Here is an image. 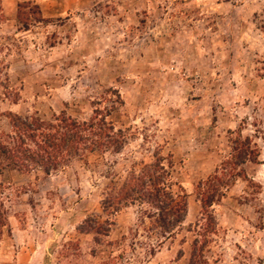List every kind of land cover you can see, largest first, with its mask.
Wrapping results in <instances>:
<instances>
[{
  "label": "rangeland",
  "instance_id": "rangeland-1",
  "mask_svg": "<svg viewBox=\"0 0 264 264\" xmlns=\"http://www.w3.org/2000/svg\"><path fill=\"white\" fill-rule=\"evenodd\" d=\"M26 3L40 14L19 21ZM0 113L4 134L8 113H63L122 138L48 176H0V264H188L206 226L197 185L221 176L238 137L258 159L213 205L205 264H264V0H0ZM158 159L187 203L166 240L147 205L102 208ZM87 218L109 225L101 245L77 232Z\"/></svg>",
  "mask_w": 264,
  "mask_h": 264
},
{
  "label": "trees",
  "instance_id": "trees-1",
  "mask_svg": "<svg viewBox=\"0 0 264 264\" xmlns=\"http://www.w3.org/2000/svg\"><path fill=\"white\" fill-rule=\"evenodd\" d=\"M18 7L19 21L27 13L23 12L25 8L31 7L36 10V14H40L38 7L31 3L19 4ZM96 114L100 115L99 112ZM6 116L11 130L6 134L0 132V176L9 171L19 174L42 173L48 176L79 160L87 162L92 155L103 154L104 151L119 153L122 148V138L117 137L121 132L114 133L113 126L102 117L98 122H80L63 113L53 115L47 121L35 114L20 116L8 113ZM251 143L248 137L235 138L232 141L231 156L222 166L221 176H210L197 185L201 216L206 221V226L199 234L201 241L194 240L192 243L188 264L206 263L204 251L209 244L207 235L214 234L216 224L211 212L213 205L225 197L235 177L240 176L246 182L250 181L242 174L240 166L256 163L258 159V153ZM169 177L159 159L142 169L139 174L131 171L124 184L113 189L114 193L104 199L103 212L111 210L116 213L122 206L126 207L125 204L136 201L145 204L152 210L146 213L151 229L166 240L183 222L187 209L184 196L171 190V184L167 181ZM5 222L1 202L0 227ZM76 230L80 234H93L95 243L101 245L100 237L108 235L109 225L87 218Z\"/></svg>",
  "mask_w": 264,
  "mask_h": 264
}]
</instances>
